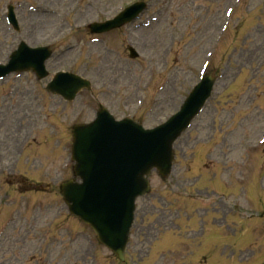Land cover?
<instances>
[{
	"label": "rangeland",
	"instance_id": "obj_1",
	"mask_svg": "<svg viewBox=\"0 0 264 264\" xmlns=\"http://www.w3.org/2000/svg\"><path fill=\"white\" fill-rule=\"evenodd\" d=\"M133 1L136 0H82L76 4L75 0H1L0 18L5 15L8 4L14 5L21 30L16 34L1 20L0 63L20 40L31 46L51 44L54 54H61L58 68L93 78L95 92L102 93L117 117L128 114L145 128L154 127L178 109L182 99L198 82L199 70L206 62L203 54L208 52L219 26L216 19L232 7L233 0H169L165 8L157 0H147L150 1L149 8L139 20L145 27H140L137 22L123 33L103 37V43L92 45L93 48L86 47L91 45L89 39L80 42L81 37L86 38L83 30L87 23L111 17L122 4ZM37 6L46 12L59 13L39 15L47 20L37 26L28 20L34 15L29 11ZM232 14L224 41L214 47L207 69L217 70L219 74L214 93L193 126L176 141V160L170 179L164 182L156 173L150 175L151 193L136 203L125 264L187 263L183 261V255L175 251L162 252V257L158 253L145 257L150 234L154 233V228L158 231L168 228L171 220L175 223L176 210L180 215H190L195 209L204 218H217L223 214L218 209L213 213L214 207L227 205L236 210L233 219L236 225L242 217L244 222H249L250 217L246 215L256 216L264 211V154L243 156L239 144L248 139L252 147L257 141V153L264 150V143L260 144L258 140L264 130V0H242ZM76 27L82 30L75 32ZM125 33H129V41H126ZM128 42L140 58L121 66L108 52L112 50L123 57ZM75 44L77 46L73 48ZM97 57L105 59L98 63ZM10 82L11 78L0 86L7 89ZM85 97L88 95L84 94ZM86 101L90 107L94 105L91 99ZM115 101H118L116 105ZM85 109L80 100L65 110H52V123L49 122L37 138L38 142H44L45 149L31 146L27 164L25 155L19 159V170L34 178L36 186L44 188L50 180L60 178L49 190L21 192L18 186L19 191H16L11 185L13 175H0V264H118L108 250L97 244L93 233L67 213L57 190L59 181L72 177L70 128L92 118V112ZM64 114L65 123L62 120ZM13 128L10 121L0 127L1 144L8 154L14 143ZM197 143H204L199 166L207 171H197L200 157L196 154L194 160V155L191 156L192 151H197ZM2 151L7 154L4 149ZM13 160L14 154L0 158V169L9 172ZM64 164L65 174L62 171ZM255 178L253 184H242ZM221 182L227 186L225 190H221ZM176 194L180 198H176ZM188 194L198 196L202 202L187 201L185 196ZM255 225L250 228L243 223L242 230L247 226L258 246L252 248L251 243L249 248L243 249L237 264H264V243L259 242H264L260 237L264 228L259 225L255 230ZM181 230H185L184 237L189 235L187 228ZM70 235L79 236L75 237L74 245L67 243L68 239L61 242V238ZM171 236L165 234L153 251L173 245ZM211 244L207 238L206 246ZM205 255L208 257L206 264H220L217 252ZM222 263L230 264V261L222 255Z\"/></svg>",
	"mask_w": 264,
	"mask_h": 264
},
{
	"label": "water",
	"instance_id": "obj_2",
	"mask_svg": "<svg viewBox=\"0 0 264 264\" xmlns=\"http://www.w3.org/2000/svg\"><path fill=\"white\" fill-rule=\"evenodd\" d=\"M203 84L208 86L203 98L202 89L197 90L172 122L154 132H143L137 126H129L125 128L131 130L126 131L124 138L119 139V129L123 128L121 124L113 125L102 118L90 126L75 127L73 130L72 154L77 163L74 173L82 179L83 185L67 182L60 189L69 211L89 224L99 242L109 247L119 259L124 251L132 220V200L138 192L147 189L144 176L152 168H156L163 177L169 173L172 143L199 110L208 94L211 81L206 78ZM152 143L156 145L158 152L151 158L148 151ZM145 153H148L145 160L139 161ZM123 184L125 186L121 189ZM128 207L129 216L121 225V230L113 232L106 229V221L117 218ZM111 237L116 238L112 240Z\"/></svg>",
	"mask_w": 264,
	"mask_h": 264
},
{
	"label": "bare ground",
	"instance_id": "obj_3",
	"mask_svg": "<svg viewBox=\"0 0 264 264\" xmlns=\"http://www.w3.org/2000/svg\"><path fill=\"white\" fill-rule=\"evenodd\" d=\"M29 19L31 23L38 24V21L42 22L45 19V17L40 18L38 16H33L31 18L29 17Z\"/></svg>",
	"mask_w": 264,
	"mask_h": 264
}]
</instances>
